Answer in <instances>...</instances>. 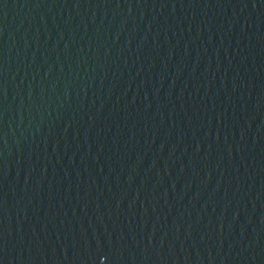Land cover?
I'll return each mask as SVG.
<instances>
[{
    "label": "water",
    "instance_id": "water-1",
    "mask_svg": "<svg viewBox=\"0 0 264 264\" xmlns=\"http://www.w3.org/2000/svg\"><path fill=\"white\" fill-rule=\"evenodd\" d=\"M0 264H264V0H0Z\"/></svg>",
    "mask_w": 264,
    "mask_h": 264
}]
</instances>
